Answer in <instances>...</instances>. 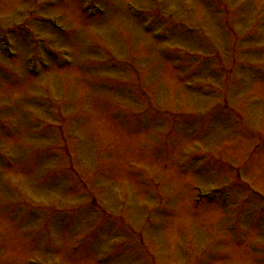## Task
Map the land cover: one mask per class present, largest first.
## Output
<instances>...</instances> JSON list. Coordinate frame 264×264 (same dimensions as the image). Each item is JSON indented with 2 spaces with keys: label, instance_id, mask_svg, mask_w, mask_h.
Segmentation results:
<instances>
[{
  "label": "rangeland",
  "instance_id": "1",
  "mask_svg": "<svg viewBox=\"0 0 264 264\" xmlns=\"http://www.w3.org/2000/svg\"><path fill=\"white\" fill-rule=\"evenodd\" d=\"M94 1L0 0V264H264V0Z\"/></svg>",
  "mask_w": 264,
  "mask_h": 264
}]
</instances>
